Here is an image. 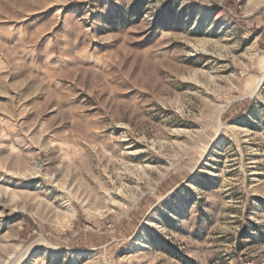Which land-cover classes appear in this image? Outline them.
<instances>
[{"label": "rangeland", "instance_id": "374dc122", "mask_svg": "<svg viewBox=\"0 0 264 264\" xmlns=\"http://www.w3.org/2000/svg\"><path fill=\"white\" fill-rule=\"evenodd\" d=\"M0 264H264V0H0Z\"/></svg>", "mask_w": 264, "mask_h": 264}]
</instances>
